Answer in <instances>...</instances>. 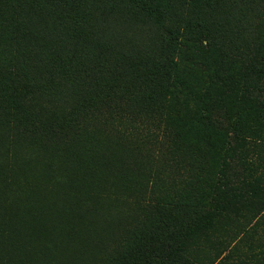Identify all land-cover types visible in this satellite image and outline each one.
<instances>
[{"label":"trees","instance_id":"obj_1","mask_svg":"<svg viewBox=\"0 0 264 264\" xmlns=\"http://www.w3.org/2000/svg\"><path fill=\"white\" fill-rule=\"evenodd\" d=\"M117 15L129 33L112 41ZM131 42L142 52H125ZM191 49L211 65H181ZM168 104L174 118L158 116ZM10 134L21 147L7 163ZM187 134L220 161L214 210L146 195L155 223L108 264H195L191 239L242 207L258 248L246 258L264 264V0H0V264H95L103 184L133 183L143 147ZM46 176L58 181L40 198Z\"/></svg>","mask_w":264,"mask_h":264},{"label":"rangeland","instance_id":"obj_2","mask_svg":"<svg viewBox=\"0 0 264 264\" xmlns=\"http://www.w3.org/2000/svg\"><path fill=\"white\" fill-rule=\"evenodd\" d=\"M109 21L115 22L116 25L110 26L109 40L117 39L114 35L115 30L125 31L129 33V28L122 24L118 19V15L112 17ZM119 20V21H114ZM134 29L139 34L143 27L137 26ZM149 31L151 36H158L156 28L151 27ZM153 33V34H152ZM118 44V40H115ZM187 46V42L185 43ZM129 49H124L128 54L135 55L137 52H142V46L138 42H131L128 45ZM154 48H157L154 46ZM182 57L181 65L191 68V66H210L212 61L209 57L201 52H196L194 49L186 51L180 55ZM191 61V62H190ZM196 62V63H195ZM176 104H168L164 111H157L158 116L174 118ZM130 135V134H129ZM194 136V134H193ZM162 138V137H161ZM15 137L10 134L6 135L2 148H6L4 152L12 153L13 150H18L21 146L13 142ZM6 141H8L9 146ZM21 142V140H17ZM190 141V134L184 138H179L175 144L164 140L165 148L153 150L149 145L143 147L141 151V162L139 164V179L135 178L134 182L126 183L123 179L111 177L110 182H105L102 186L103 195L100 199L102 203L101 211L106 208L109 214L108 225L105 223L104 231L100 232L97 241L98 260L95 264H108L109 259L113 255L119 254L120 250L131 244L133 237L138 233L137 229L143 225L145 221L149 224H154L156 216L146 208L145 196L150 195L162 200L166 205L172 203L180 205H190L195 211L214 210V201L216 193L212 192L213 184L216 179L220 161L215 156V149L210 148L208 153L199 148V143L192 147L185 144ZM135 136H131L126 143V154L134 148ZM24 144V143H23ZM15 145V146H13ZM172 148L168 151L169 146ZM12 146V147H11ZM264 156V149H259ZM204 152V153H203ZM206 153V154H205ZM1 156V152H0ZM2 157V156H1ZM7 163L8 153L2 157ZM132 158V157H131ZM3 161H0V167ZM6 166V164H5ZM132 166V165H131ZM132 170V169H131ZM240 170L235 169L231 174V179L236 180L240 175ZM53 174V171H51ZM55 177L46 176L38 184V196L44 197L51 193L53 186L56 185ZM59 178V181H62ZM5 193L2 194L4 196ZM147 196V197H148ZM5 201L7 206L11 203V197H7ZM239 214H229L228 216L215 219V227L205 234L194 237L190 241V249L188 257L195 264H258L255 260H248L254 251L258 250L257 241L253 237L251 227L255 222L253 211L245 210L243 207L239 209ZM104 226V225H103ZM249 231V235H246ZM264 261V258H261ZM62 259L54 256V264H82L79 259ZM260 264V263H259Z\"/></svg>","mask_w":264,"mask_h":264},{"label":"bare ground","instance_id":"obj_3","mask_svg":"<svg viewBox=\"0 0 264 264\" xmlns=\"http://www.w3.org/2000/svg\"><path fill=\"white\" fill-rule=\"evenodd\" d=\"M35 245H36V244H35ZM38 245H39V244H38ZM34 249H36V248H34ZM34 249H33V250H34ZM53 250H54V249H53ZM47 252H48V251H46V253H47ZM50 252H52V250H51ZM36 253H37V252H36ZM37 255H38V254H37ZM54 255H55V254H54ZM38 257H39V256H38ZM42 257H43V256H42ZM38 260H39V258H38Z\"/></svg>","mask_w":264,"mask_h":264}]
</instances>
